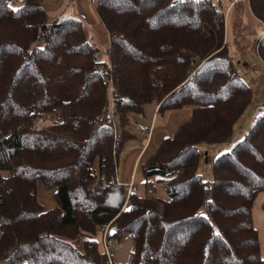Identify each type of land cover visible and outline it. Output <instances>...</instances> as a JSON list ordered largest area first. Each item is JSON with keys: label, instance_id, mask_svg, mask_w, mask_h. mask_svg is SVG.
<instances>
[{"label": "trees", "instance_id": "16d2710c", "mask_svg": "<svg viewBox=\"0 0 264 264\" xmlns=\"http://www.w3.org/2000/svg\"><path fill=\"white\" fill-rule=\"evenodd\" d=\"M10 1L0 0V264H110L96 240L107 223V236L132 238L129 264H263L252 205L264 191V109L216 155L211 181L197 172L199 143L229 141L251 98L228 51V12L212 0H94L107 32L98 46L79 15ZM246 1L264 63V0ZM151 102L191 111L140 163L138 194L116 171L129 116ZM39 181L54 206L37 199Z\"/></svg>", "mask_w": 264, "mask_h": 264}, {"label": "crops", "instance_id": "0c3cea01", "mask_svg": "<svg viewBox=\"0 0 264 264\" xmlns=\"http://www.w3.org/2000/svg\"><path fill=\"white\" fill-rule=\"evenodd\" d=\"M238 1L240 0H230V2L226 3V7L229 6L228 11ZM21 2L22 0L10 1L11 5L13 6L19 5ZM93 2L94 0H41L43 7L45 8L47 14L50 16L79 15L87 24V26H97L101 23L94 9ZM225 5H223L222 7H224ZM246 10L252 15L247 5V1ZM253 17L258 22V19L255 16ZM245 63L246 62H244V65ZM190 111V106L184 105L178 109L167 110L164 113L160 114L157 111V104L151 102L145 104L144 114L141 117L139 115V117L130 115L127 129L132 134V136L128 140H126L123 148L119 153L116 171L117 180L124 185H126L127 183H131V191H134L138 194H143L145 192V186L143 184L140 163L154 151V149L157 147L164 136L171 135L176 130L179 123L189 117ZM136 122L150 126V131L146 133L137 130L135 127ZM37 186L43 187L41 182L37 183ZM38 187H36V189ZM40 192L43 193L42 191ZM160 193L161 196H165L163 189ZM36 196L45 208H49L55 205L53 192V203L50 205H45L40 200L37 195V190ZM109 233L110 228L104 238L103 230L97 232L96 240L98 242L99 251L105 250V239H108V248L111 249L108 255L110 264H129L131 251L133 248L132 238L126 232L123 233L118 239L107 236Z\"/></svg>", "mask_w": 264, "mask_h": 264}, {"label": "rangeland", "instance_id": "374dc122", "mask_svg": "<svg viewBox=\"0 0 264 264\" xmlns=\"http://www.w3.org/2000/svg\"><path fill=\"white\" fill-rule=\"evenodd\" d=\"M223 1V5L230 2V0ZM222 9L225 10L226 5ZM227 12L228 15L225 19V38L227 40L228 51L232 60L241 71V77L251 89V98L234 123L231 139L229 141L224 143H199L200 151L206 153L202 154L198 159L197 172L203 179L208 181L212 179L211 167L216 155L222 150H228L232 144L244 134L245 130L254 119L256 111L264 109V63L260 60L255 51L256 37L260 33L259 22L247 12L245 0L238 1L229 11L227 10ZM87 33L89 39L98 46H103L106 42L107 32L101 24L97 26L88 25ZM244 62H246L245 65ZM136 116L139 117L138 115H135V117ZM153 185L155 187L154 193L160 195L163 189L161 183L153 180ZM36 190L38 197L45 205L53 203L52 188L43 185V187L39 186ZM263 195L264 191L260 192L254 200L252 215L254 226L259 236L261 252L264 254V210L260 206V200Z\"/></svg>", "mask_w": 264, "mask_h": 264}, {"label": "built area", "instance_id": "2783aa9c", "mask_svg": "<svg viewBox=\"0 0 264 264\" xmlns=\"http://www.w3.org/2000/svg\"><path fill=\"white\" fill-rule=\"evenodd\" d=\"M214 3H216V4H218L219 6H223V0H212ZM228 7L229 6H227L226 7V12H227V10H228ZM238 72L241 74V71L239 70V68H238ZM257 112V111H256ZM38 121H41V119H38ZM135 127H136V129L137 130H139V131H143V132H149L150 131V126H148V125H146V124H142V123H138V122H136V124H135ZM126 187H127V191L128 192H130L131 191V189H132V184L131 183H127L126 184ZM149 192L151 191L150 189L148 190ZM109 228H110V225H109V223H107V224H105V226H104V229H103V232H104V238H105V235H106V233H107V231L109 230ZM105 250H104V252L107 254V255H109V253H110V251H111V249L110 248H108V243H109V240L107 239H105Z\"/></svg>", "mask_w": 264, "mask_h": 264}]
</instances>
